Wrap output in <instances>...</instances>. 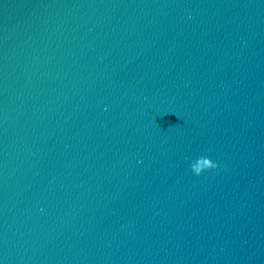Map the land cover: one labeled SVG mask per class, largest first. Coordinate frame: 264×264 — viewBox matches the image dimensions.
<instances>
[{"label": "water", "instance_id": "water-1", "mask_svg": "<svg viewBox=\"0 0 264 264\" xmlns=\"http://www.w3.org/2000/svg\"><path fill=\"white\" fill-rule=\"evenodd\" d=\"M0 264H264V0H0Z\"/></svg>", "mask_w": 264, "mask_h": 264}, {"label": "clouds", "instance_id": "clouds-1", "mask_svg": "<svg viewBox=\"0 0 264 264\" xmlns=\"http://www.w3.org/2000/svg\"><path fill=\"white\" fill-rule=\"evenodd\" d=\"M219 167V164L217 162L211 163L207 168L204 170H198L197 175H202L205 171L211 170V169H216Z\"/></svg>", "mask_w": 264, "mask_h": 264}]
</instances>
